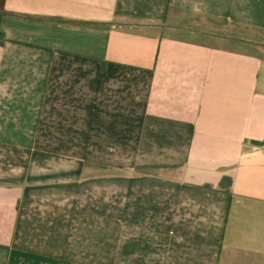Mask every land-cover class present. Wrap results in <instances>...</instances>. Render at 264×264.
<instances>
[{"label": "crops", "instance_id": "1", "mask_svg": "<svg viewBox=\"0 0 264 264\" xmlns=\"http://www.w3.org/2000/svg\"><path fill=\"white\" fill-rule=\"evenodd\" d=\"M5 9L0 264H264V0Z\"/></svg>", "mask_w": 264, "mask_h": 264}, {"label": "trees", "instance_id": "2", "mask_svg": "<svg viewBox=\"0 0 264 264\" xmlns=\"http://www.w3.org/2000/svg\"><path fill=\"white\" fill-rule=\"evenodd\" d=\"M5 5H6V0H0V46L4 45L5 42V34L2 31V20L4 17H6L8 15L6 9H5ZM231 182L230 179H225L224 182Z\"/></svg>", "mask_w": 264, "mask_h": 264}, {"label": "rangeland", "instance_id": "3", "mask_svg": "<svg viewBox=\"0 0 264 264\" xmlns=\"http://www.w3.org/2000/svg\"><path fill=\"white\" fill-rule=\"evenodd\" d=\"M260 40L257 43V51L264 55V35H259Z\"/></svg>", "mask_w": 264, "mask_h": 264}]
</instances>
